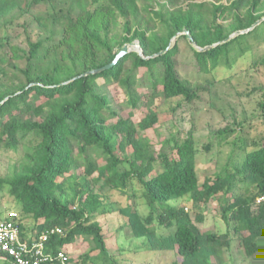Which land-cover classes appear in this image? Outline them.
Returning <instances> with one entry per match:
<instances>
[{
    "label": "trees",
    "instance_id": "1",
    "mask_svg": "<svg viewBox=\"0 0 264 264\" xmlns=\"http://www.w3.org/2000/svg\"><path fill=\"white\" fill-rule=\"evenodd\" d=\"M228 1L0 0V23L9 31L0 39V148L24 150L18 171L0 177V192L34 219L35 238L62 231L50 237L47 252L68 255L83 239L93 247L75 264H122L108 249L107 232L98 221L118 212L127 218L123 228L147 238L153 251H174L180 264L220 263L229 232H203L196 223L204 216L193 219L172 204L189 196L194 205L219 201L221 219L238 235L246 256L264 264V205L257 202L264 195V131L253 137L244 132L246 123L213 130L203 150L211 154L226 142L232 149L224 166L211 176L204 173L203 182L195 128L163 142L160 150L140 135L159 123L162 106L176 101L170 108L175 114L211 89L191 87L180 76L179 40L189 39L183 34L167 50L177 34L187 30L199 47L213 46L199 51L190 45L192 60L184 65L205 73L220 66L233 69L255 47H264V21L224 42L264 18V0ZM43 4L45 15L31 14ZM229 16L228 25L218 23ZM134 42L144 57L130 52L112 68L82 76L110 64ZM258 56L247 70L264 66V55ZM114 86L123 92L125 107L112 93ZM257 91L263 97L258 118L264 121V86L251 92ZM140 113L144 116L135 122ZM83 175L89 179L81 183ZM134 182L142 189L147 216L129 192ZM98 183L102 192L95 190ZM114 193L128 203H114ZM72 260L68 256L67 263ZM0 264L14 263L5 258Z\"/></svg>",
    "mask_w": 264,
    "mask_h": 264
},
{
    "label": "rangeland",
    "instance_id": "2",
    "mask_svg": "<svg viewBox=\"0 0 264 264\" xmlns=\"http://www.w3.org/2000/svg\"><path fill=\"white\" fill-rule=\"evenodd\" d=\"M221 3L229 4V1L221 0ZM47 9V6L43 4L35 7L31 14L45 15ZM25 18L29 19L30 16L27 15ZM13 21L17 22V20ZM230 22V16L227 19L220 18L218 20V23L224 25H228ZM6 33H9V31L0 23V39ZM45 38H47V35L43 34L42 39ZM188 41L186 39L179 40L180 53L178 54V61L181 67L180 76L189 86L201 88L211 86L210 91H205L200 100L181 108L175 114L171 112L170 108L177 105L176 101L172 102L171 105L162 106L159 109V123L152 129L141 131L140 135L148 140L155 149L160 150L163 142L174 138H184L195 128L194 137L198 141V159L199 167L202 171L201 182H203L204 173L211 176L213 172L219 171L224 166L226 158L232 149L231 145L226 142L220 146L216 144L211 154H207L203 150V145L210 142L213 130L224 127L227 124L246 123L248 127L244 129V132L247 133L249 130L253 137H258L264 131V121L258 118V104L263 97L258 91L255 93L251 92L254 88L264 86V66L257 70H247L252 64L254 55H259L258 57L264 55V47H255L253 51L240 58L233 69L220 66L211 73H205L199 71L194 65L184 67L188 61L192 60V51L190 50V45L192 44ZM135 44H138V42H135ZM112 93L118 95L121 104L125 107L123 92L114 86ZM143 113L144 111L142 110ZM142 114L140 113L134 119L135 122H138L144 116ZM236 138L237 134H234L230 141H234ZM23 157V148L18 151L0 148V177L7 178L17 172ZM99 163L102 165V160ZM93 178H96V175H93L90 180ZM85 179L89 178L83 175L79 181L83 183ZM101 185V183L96 184L95 190L102 192ZM129 192L135 196L134 202L138 206L140 213L143 216H147L149 209L142 198L140 185L134 182L129 188ZM252 193H254L253 190ZM113 201L125 206L128 203V198L119 193H114ZM172 204L184 208L193 219L197 215L204 216L203 222L196 223L203 232L211 231L218 235L229 232V245L223 248L220 263L214 259L212 264H257L246 256L238 235L233 230H230L221 219V204L219 201L213 199L206 205H194L190 197L187 196ZM21 208L20 202L6 191L0 192L1 219L15 215L17 221L22 223L25 235L34 233L36 222L32 217L25 216L21 212ZM98 221L107 232L108 249L116 255L122 264H180L182 261V258L176 252L153 251L147 238H136L128 228H123L127 218L118 212L101 217ZM158 231L161 233V229ZM92 247L93 245L90 242L83 239L77 245L71 246L67 252L68 256L73 259L70 264H75L78 261V257L89 252ZM91 255L96 256V253L93 252Z\"/></svg>",
    "mask_w": 264,
    "mask_h": 264
},
{
    "label": "built area",
    "instance_id": "3",
    "mask_svg": "<svg viewBox=\"0 0 264 264\" xmlns=\"http://www.w3.org/2000/svg\"><path fill=\"white\" fill-rule=\"evenodd\" d=\"M257 202L264 205V195L259 197ZM23 234L17 220L0 219V260L9 258L14 264H47L56 260L68 264V255L64 251L57 253L46 251V243L50 237L62 234L60 229H52L38 238L24 237Z\"/></svg>",
    "mask_w": 264,
    "mask_h": 264
},
{
    "label": "water",
    "instance_id": "4",
    "mask_svg": "<svg viewBox=\"0 0 264 264\" xmlns=\"http://www.w3.org/2000/svg\"><path fill=\"white\" fill-rule=\"evenodd\" d=\"M262 21H264V18L261 19V20H259L258 22H256V23L252 26V28L247 29V30H244V31H238V32L234 33V34L231 35L228 39H226L224 42H228V41H230L231 39H233L234 37H236V36H238V35H240V34L248 33V32H249L250 30H252L255 26L259 25ZM183 34L186 35V36L188 37V39L191 41L192 45H193L196 49H198L199 51H207V50H209L210 48L213 47V46H207V47H205V48H201V47H199V46L193 41V39H192L190 33H189L187 30H185V31H183L182 33H179V34H177V35L174 37V39L170 42V44H169L167 50L170 49L171 47H173L175 41H176L181 35H183ZM130 52H137L141 57H144L143 52H142V49L140 48L139 44H135V42H134V43H132V44L125 45V46L123 47V49L117 54V56H116V58L114 59V61L111 62L110 64L106 65V66L103 67V68H100V69H96V70H92V71L86 72V73H84L82 76H86V75H90V74H97V73H100V72H102V71H104V70L110 69V68H112L114 65H116V64L118 63V61H119L121 58H123L125 55H127V54L130 53ZM164 53H165V51H162V52H159L158 54H155V55H153V56H151V57H147L146 59L154 58V57L159 56V55H162V54H164ZM79 77H81V76H79ZM79 77H77V78H79Z\"/></svg>",
    "mask_w": 264,
    "mask_h": 264
},
{
    "label": "crops",
    "instance_id": "5",
    "mask_svg": "<svg viewBox=\"0 0 264 264\" xmlns=\"http://www.w3.org/2000/svg\"><path fill=\"white\" fill-rule=\"evenodd\" d=\"M25 233V232H24ZM26 237L30 238V237H33V233L31 234H26Z\"/></svg>",
    "mask_w": 264,
    "mask_h": 264
}]
</instances>
